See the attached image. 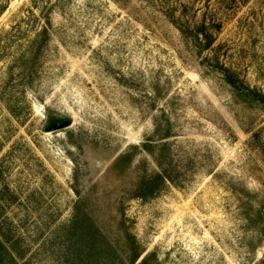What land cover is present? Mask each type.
Listing matches in <instances>:
<instances>
[{
	"label": "rangeland",
	"instance_id": "rangeland-1",
	"mask_svg": "<svg viewBox=\"0 0 264 264\" xmlns=\"http://www.w3.org/2000/svg\"><path fill=\"white\" fill-rule=\"evenodd\" d=\"M231 75L264 93V0H0V264H264Z\"/></svg>",
	"mask_w": 264,
	"mask_h": 264
},
{
	"label": "trees",
	"instance_id": "trees-1",
	"mask_svg": "<svg viewBox=\"0 0 264 264\" xmlns=\"http://www.w3.org/2000/svg\"><path fill=\"white\" fill-rule=\"evenodd\" d=\"M199 29L204 36V40L206 41L205 47L207 49L211 48V46L213 45V39H214L213 36L207 33V28L205 25L201 26ZM227 83L236 90L237 95L241 100L246 101L248 103H255L257 105L264 107V93L263 92L256 90V89L249 88L243 82H240L239 80H237L234 76L232 77L227 76ZM121 160H119V162ZM166 179L170 181V178H168L167 176H164V174L157 175L156 178L154 179L155 181L154 180H147L145 182L143 181L141 183L142 184L141 187H143V189L149 190L151 189V187H153L155 182L159 181L160 184H163V182ZM97 235H98V232H91L89 238L92 240L96 239ZM153 257L154 256L152 254L144 257L140 264H151V260L153 259ZM139 258H140L139 254L134 255L131 260V264H135Z\"/></svg>",
	"mask_w": 264,
	"mask_h": 264
},
{
	"label": "water",
	"instance_id": "water-1",
	"mask_svg": "<svg viewBox=\"0 0 264 264\" xmlns=\"http://www.w3.org/2000/svg\"><path fill=\"white\" fill-rule=\"evenodd\" d=\"M69 123H67L66 125H68Z\"/></svg>",
	"mask_w": 264,
	"mask_h": 264
}]
</instances>
